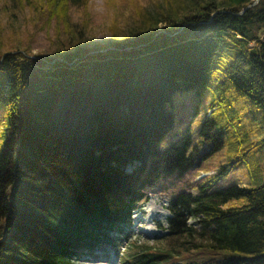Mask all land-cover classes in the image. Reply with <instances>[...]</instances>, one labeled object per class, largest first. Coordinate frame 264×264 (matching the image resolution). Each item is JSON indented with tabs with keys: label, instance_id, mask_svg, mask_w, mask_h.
Instances as JSON below:
<instances>
[{
	"label": "trees",
	"instance_id": "obj_1",
	"mask_svg": "<svg viewBox=\"0 0 264 264\" xmlns=\"http://www.w3.org/2000/svg\"><path fill=\"white\" fill-rule=\"evenodd\" d=\"M48 1L70 31V0ZM254 1L135 3L134 23L113 27L103 46L0 55L12 127L0 150V264H78L84 248L131 222L152 187L179 180L197 147L189 133L160 147L175 123L177 90L216 78L222 92L211 107L223 106L231 88L264 117V0ZM214 124L209 116L202 129ZM254 149L236 157L245 162ZM247 165L248 183L182 187L170 202L169 233L132 242L126 263L264 264V171Z\"/></svg>",
	"mask_w": 264,
	"mask_h": 264
},
{
	"label": "rangeland",
	"instance_id": "obj_2",
	"mask_svg": "<svg viewBox=\"0 0 264 264\" xmlns=\"http://www.w3.org/2000/svg\"><path fill=\"white\" fill-rule=\"evenodd\" d=\"M154 1L70 0L68 27L71 30L66 31V25L58 23L57 12L52 11L48 0H0V55L18 51L31 53L30 56L53 55L59 47L103 46L113 37V27L127 31L134 23L135 3L154 8ZM163 25L159 23L158 28ZM221 92L215 78L205 89L195 86L174 93L175 123L161 140L160 147L167 148L175 139L189 133L190 149L195 151L197 147L194 164L179 180H164L152 187L147 199L132 213L131 222L117 224L110 232V241L84 248L76 259L78 264H127L125 255L132 242L156 243L169 233L166 227L172 214L170 202L182 187L196 192L195 185L207 180L212 181L211 190L232 183H248L247 163L254 166L260 162L264 171V117L247 97L231 88H227L223 106L211 107L212 100ZM209 116L215 124L202 129ZM11 130L8 105L0 100V150ZM251 143L255 149L243 157L245 162L236 157ZM220 169L222 171L213 176ZM188 223L197 226L192 216ZM164 243L167 244L166 239ZM228 253L233 257L252 254Z\"/></svg>",
	"mask_w": 264,
	"mask_h": 264
},
{
	"label": "water",
	"instance_id": "obj_3",
	"mask_svg": "<svg viewBox=\"0 0 264 264\" xmlns=\"http://www.w3.org/2000/svg\"><path fill=\"white\" fill-rule=\"evenodd\" d=\"M257 1H258V0H255L254 3H256ZM250 5H251V4H250ZM250 5H248V6H250ZM248 6H247V7H248ZM245 9H246V7H245L241 12H243Z\"/></svg>",
	"mask_w": 264,
	"mask_h": 264
}]
</instances>
